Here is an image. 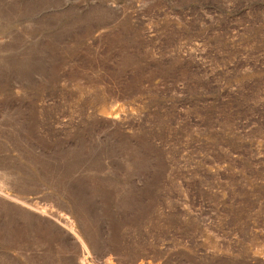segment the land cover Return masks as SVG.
I'll use <instances>...</instances> for the list:
<instances>
[{"label":"rangeland","instance_id":"rangeland-1","mask_svg":"<svg viewBox=\"0 0 264 264\" xmlns=\"http://www.w3.org/2000/svg\"><path fill=\"white\" fill-rule=\"evenodd\" d=\"M0 264H264V0H0Z\"/></svg>","mask_w":264,"mask_h":264}]
</instances>
